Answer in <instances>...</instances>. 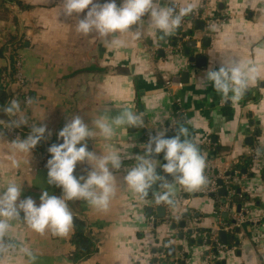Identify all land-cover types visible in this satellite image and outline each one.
I'll list each match as a JSON object with an SVG mask.
<instances>
[{"label":"crops","instance_id":"1","mask_svg":"<svg viewBox=\"0 0 264 264\" xmlns=\"http://www.w3.org/2000/svg\"><path fill=\"white\" fill-rule=\"evenodd\" d=\"M116 2L119 6L122 0ZM196 2L198 12L202 14L195 19L204 20L206 28L203 32L195 31L194 21L184 23L183 28L194 30L192 39L198 42L190 56L205 57L203 65L197 60L191 62L185 53L190 38H181L179 43L183 44V53L168 59L166 48L174 45V39H180L178 30L162 41L159 33L148 29L143 38L130 47L109 51L100 38L76 32L75 20L66 18L62 11L60 13L62 0H0V95L6 90L12 99L21 102L22 108L26 95L36 97L35 110L28 108L26 112L30 125L45 119L42 123L51 133L46 134L47 143L59 139L58 132L76 114L91 127L93 116L96 112L102 114L104 104L113 116L127 106L143 114L146 127L118 128L111 141L99 136L95 140L88 139V149L98 155L110 147L129 154H143L146 134L152 132L156 135L175 119L174 98L164 88V82L167 79L181 80L184 88L174 93L182 99L186 116L178 122L189 128L218 174L225 175L236 165L243 168L252 148L264 140V127L261 126L264 96L259 87H254L238 104L229 102L222 106L221 97L211 84H203L200 78L209 68L210 61H214L216 70L219 69V55L225 51L243 58H254L253 47L264 45V22L257 20V13L246 6V0ZM87 11L80 13L79 18H83ZM212 24L220 30L210 31ZM13 38H19L23 43L17 49L16 57L21 59L26 84L20 86L14 80L6 89L10 80L11 49L7 47L4 51V47ZM204 38L210 39L209 47L203 46ZM261 63H264V57ZM184 75L187 77L183 79ZM260 86L264 87V82ZM161 120H165L162 128ZM3 124L0 119V127H4ZM256 132H259L258 136H255ZM167 135L174 137L176 130ZM249 137L255 138L253 146L246 144ZM4 139L13 140L7 132H4ZM207 140H210L209 147L206 146ZM59 142L63 141L59 139ZM19 158L20 166L12 168L7 162L6 145L0 143V190L15 180L23 186L20 199L32 197L37 206L45 190L50 195H61L57 186L47 182L49 157L46 154L33 149L30 155L22 154ZM153 158L161 164L166 163L164 155H154ZM134 164V159H124L121 169L113 170L118 183L116 194L106 210L90 207L83 200L68 201L73 216L87 222L91 235L99 243L98 252L90 259L80 263L70 259L75 251L73 227L66 236L56 237L51 233L40 235L22 223L12 221L10 236L38 252L36 264H154V252L167 244L169 248H175V257L160 260V264H180V258L185 264H205L206 256L212 254V247L204 241L198 245L197 241L203 240L205 231L220 229L221 225H228L226 221L232 224L238 206L236 198L233 209L219 215L216 199L202 197L197 191L186 192L177 185L176 199L182 198L183 201L167 210L166 217L170 221L164 222L157 217L158 206H155L151 190L148 198L139 200L123 186L125 169ZM88 170L89 165L78 163L74 175L77 178L86 176ZM159 171L161 175H168L162 168H158L157 173ZM237 171L244 177L241 186L244 207L248 208L250 218L258 219L259 223H252L249 219L238 234L229 231L227 250L216 261L219 264H264V162L252 169L244 167ZM149 208H153V214L148 213ZM184 214L188 217L185 218ZM151 216L157 219L153 228L149 225ZM185 221L187 227L182 229L180 223ZM173 224H176L175 229H172ZM190 229L194 230L192 237L186 233ZM0 264H26V260L17 253L3 258Z\"/></svg>","mask_w":264,"mask_h":264},{"label":"clouds","instance_id":"2","mask_svg":"<svg viewBox=\"0 0 264 264\" xmlns=\"http://www.w3.org/2000/svg\"><path fill=\"white\" fill-rule=\"evenodd\" d=\"M246 6L257 13L259 22H264V0H246ZM86 9V15L79 18V14ZM198 10L196 0H122L119 6L116 0H62L60 5V13L62 11L66 18L75 20L77 33L100 38L109 51L130 47L142 39L148 29L159 33V39L163 41L173 36L185 18L196 15ZM146 16L147 19H144ZM219 30L216 24L210 26L212 32ZM252 51L254 58H243L231 51L221 53L219 69L216 70L214 61H210L209 68L200 78L203 84H211L221 97L222 106L229 102L238 104L254 87H259L264 96V87L260 86L264 82V63H261L264 45H256ZM37 103L36 97L29 96L23 108L17 99L0 105V113L8 118L7 127L3 129L29 128L26 137L17 136L11 141L5 140L4 132L0 130V143L6 145L7 162L12 168L20 166L19 157L22 154L30 155L46 139V134L51 135L47 125L42 123L45 119L39 124H29L26 110H35ZM261 104H264V100ZM110 111L104 104L102 114L96 112L93 116L91 127L81 115L76 114L58 132V138L63 142L54 143L48 148L47 182L60 187L61 195H50L45 190L37 206L32 197L20 199L23 186L15 180L9 181L0 190V260L17 253L25 258L26 264H36L38 258L37 251L10 236L12 221L22 223L40 235L51 233L52 236L64 237L73 225V213L68 201L83 200L90 207L106 210L116 194L118 183L113 170H120L124 159H134L135 164L125 169L123 186L139 200L148 198L151 190L156 205L175 207L177 185L186 192H195L209 183L205 175L207 156L184 124H172L176 135L166 138L168 129L162 128L165 120H161L162 130L150 136L144 144L143 154H129L115 147L102 150L99 155L90 151L88 139L95 140L99 136L111 141L118 128L146 127L143 114L127 106L120 108L114 116ZM261 126L264 127V117L261 118ZM161 153L166 163L161 164L153 158ZM254 153L258 158L264 157V140L257 143ZM78 163L90 166L86 176L77 178L74 175ZM158 168L170 175L171 180L166 175L158 174Z\"/></svg>","mask_w":264,"mask_h":264},{"label":"built area","instance_id":"3","mask_svg":"<svg viewBox=\"0 0 264 264\" xmlns=\"http://www.w3.org/2000/svg\"><path fill=\"white\" fill-rule=\"evenodd\" d=\"M202 14V13H201ZM201 14L199 12H197V14H194V17H200ZM184 24V23H183ZM182 24V26H183ZM181 26V27H182ZM178 37L182 38L183 36L177 35ZM190 37H186L185 39H189ZM184 51L183 48V44L178 43L176 45L173 46H167L166 48V52L168 54V59H172L174 56L176 55H180L182 54ZM14 69H15V74H14V80L17 84H19L20 86H25L26 82H25V78L23 76V68H22V62L20 57H16V60L14 61ZM164 88L168 91L169 95L172 96L174 98V104L176 106V115H175V119L167 125V133H166V138H169L167 134H171L175 128L172 127L173 125L178 124V119H182L184 116H186V112L185 109L183 108L182 104L183 101L182 99L176 95L174 93L175 90H182L184 88V83L181 80H176V79H167L164 82ZM26 98H28V95H26ZM184 121H182V123H184ZM6 132L8 133V135L12 138L15 139L17 136H20V133L15 129H6ZM155 134L150 132L147 133L145 136V144L149 141L150 136H154ZM210 145V140H207L206 146L209 147ZM256 147V146H255ZM255 147L252 148V151L250 153V160H251V164H250V169L253 168L254 165L256 164H261V162H264V157H256L255 153H254V149ZM161 155H164L163 153H161ZM207 168L205 170V175L208 177L209 183L204 186L203 188H201V190L197 191V194L202 196V197H206V198H210V199H216L217 200V204L219 205L218 208V213L220 215V213L222 211H227L228 209H230V204H234L235 198L237 197V188L242 186L243 183V179L244 177L241 176L239 173V171H234L233 175L231 174V172H227L225 175L222 174H218L215 169L212 166V162L210 160H207ZM219 181H222L223 184L220 185ZM225 189L227 194L226 196H221L220 191L221 189ZM177 202L181 203L183 201L182 198L180 199H176ZM181 200V201H180ZM155 206H162L165 207L167 210L171 207V206H166V205H156ZM249 210L248 208H245L243 206L242 210L240 213H235L233 215V222L230 225H221L220 229L217 230H209L204 232V234L202 235L203 241L205 244H208V241L211 240L212 242H214L217 254H214L212 252V254H209L206 256L205 258V264H213L214 260H218L219 258H221V256L224 254V252H226L227 247L222 245L219 241H218V233L220 230L224 229L225 231L229 232V231H234L237 228H240L245 222L249 221L250 216H249ZM166 222L170 221V218L167 216L165 218ZM252 223H259L258 219H251ZM157 223V219L154 216H151L149 218V225L151 226V228L155 227ZM186 233H188V231H186ZM194 233V231H193ZM189 234V233H188ZM189 236L192 237V234H190ZM169 248V244L162 246L160 251H155L154 252V258L156 259V262L154 264H160L159 261L160 260H165L166 257V250ZM182 257V256H181ZM184 258V257H183ZM186 260V259H185ZM180 261H182V259L180 258Z\"/></svg>","mask_w":264,"mask_h":264},{"label":"trees","instance_id":"4","mask_svg":"<svg viewBox=\"0 0 264 264\" xmlns=\"http://www.w3.org/2000/svg\"><path fill=\"white\" fill-rule=\"evenodd\" d=\"M200 14L202 13L201 11L199 12ZM179 34L183 35L184 32L183 30L180 28L178 30ZM179 42H181V38L180 39H176L174 44H178ZM23 43L22 40H20L19 38H13L10 41H8V43L6 44V46L4 47V51L10 48L11 49V58H9V61L11 62V66H10V73H9V77L10 80L6 86V89L8 88V86L12 83L11 81H14L13 77L15 74V69H14V59L17 55L16 51L18 48L22 47ZM10 100H12V96L11 94H9V92H7L6 90H4L2 92V94L0 95V105H4L6 102H9ZM0 119L1 121H3V125H5L4 127L1 126V130H3L6 133V128L7 127V116L4 115L3 113H0ZM19 133H20V137H26L27 133L29 132V128L28 127H21V128H15ZM54 143H60L59 139H54L51 143H47L45 140H42L35 149H38L39 151H41L42 153L46 154L49 158H50V153L48 152V148L54 144ZM245 165L243 166V168L245 167V169H250V164H251V160L250 158L245 159ZM234 169L231 170V173H233L236 170H242L243 168L239 165L233 166ZM241 167V168H240ZM58 188V192L59 194L62 193V189L60 187ZM217 207H219V205L217 204ZM226 224L230 225L231 222L230 221H226ZM73 234H72V241L75 244V251L72 253L71 255V260L75 261L77 263L86 261L88 259H90L91 257H93L97 252H98V248H99V243L98 241L91 235V232L89 231L87 222L77 216H73ZM211 241V240H209ZM211 247H212V252L214 254H217L214 242L211 241ZM161 249H157L156 251H160ZM180 264H185L183 261L179 262ZM219 261L214 260L213 264H219Z\"/></svg>","mask_w":264,"mask_h":264},{"label":"water","instance_id":"5","mask_svg":"<svg viewBox=\"0 0 264 264\" xmlns=\"http://www.w3.org/2000/svg\"><path fill=\"white\" fill-rule=\"evenodd\" d=\"M221 6L222 5H220V7ZM192 21H194V29H195V31L203 32L205 30V28H206V22L204 20H196L195 17H194V15L192 17H186L184 23L192 22ZM181 29L184 32V34L182 35L183 36L182 39H184V38H186L188 36L190 37V40L187 41V43H186V46H187V50L185 52L186 55H188L190 57V61L191 62H195L197 60L198 63H199V65H203V63L206 61V58L205 57L199 56V57L196 58L195 56H190L191 55V50L196 49L197 42H198L197 39H192V34L194 33V30L193 29L184 30L183 26L181 27ZM174 41H175V39H174ZM210 43H211V41H210L209 38H204L203 39V46L209 47L210 46ZM162 54H163V51H162ZM185 77H187V76L184 75L183 79ZM258 135H259V132H256L255 133V136H258ZM215 141H216V139L214 138V142ZM254 141H255V138L254 137H249L246 140V144L249 145V146H253ZM243 173H246V170H244ZM158 174H161V171H159ZM231 174L233 175V173H231ZM167 178L169 180H171L170 175H167ZM219 184L222 185L223 182L222 181H219ZM220 194H221V196H226L227 192L223 188V189H221ZM237 194H238V196L236 197V202H238V206H237L236 212L237 213H240L241 210H242V208H243V206H244V203L242 202V190H241V188L237 189ZM230 209L231 210L233 209V204H230ZM148 213L149 214H153V208H149L148 209ZM166 215H167V209L165 207H162V206L157 207V217L163 219V221L165 222L166 221L165 220ZM184 217L187 218L188 215L187 214H184ZM180 227L182 229H185L187 227V222L185 221V222L180 223ZM175 228H176V224H173L172 225V229H175ZM193 231H194L193 229H190V230H188V233L189 234H192ZM199 231L200 230H196V232H199ZM239 232H240V228H237L235 230V233L238 234ZM227 236H228V232L225 231L224 229L220 230L219 233H218V241L222 245H224V246H227ZM234 237L237 238V236H234ZM180 238L181 239L183 238V234L180 235ZM202 241L203 240L199 239L197 241V244L198 245H201L202 244ZM191 243L194 244V241H192ZM208 244L210 245L211 244V241H208ZM179 250H182V248H180ZM175 254H176V250L173 247H170V248H168L166 250V257L167 258H173V257H175Z\"/></svg>","mask_w":264,"mask_h":264}]
</instances>
